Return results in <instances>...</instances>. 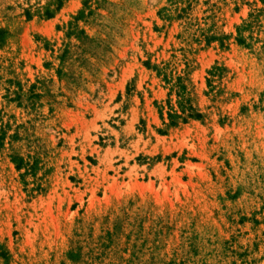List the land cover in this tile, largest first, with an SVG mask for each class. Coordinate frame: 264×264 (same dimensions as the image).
<instances>
[{"label":"rangeland","instance_id":"1","mask_svg":"<svg viewBox=\"0 0 264 264\" xmlns=\"http://www.w3.org/2000/svg\"><path fill=\"white\" fill-rule=\"evenodd\" d=\"M0 264H264V0H0Z\"/></svg>","mask_w":264,"mask_h":264},{"label":"trees","instance_id":"2","mask_svg":"<svg viewBox=\"0 0 264 264\" xmlns=\"http://www.w3.org/2000/svg\"><path fill=\"white\" fill-rule=\"evenodd\" d=\"M46 16L50 17V16H51V14H50V13H47V15H46Z\"/></svg>","mask_w":264,"mask_h":264}]
</instances>
